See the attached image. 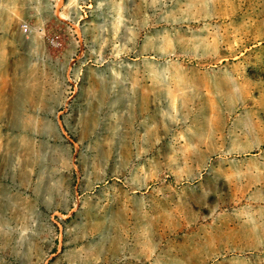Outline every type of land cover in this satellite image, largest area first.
I'll list each match as a JSON object with an SVG mask.
<instances>
[{
	"label": "rangeland",
	"instance_id": "374dc122",
	"mask_svg": "<svg viewBox=\"0 0 264 264\" xmlns=\"http://www.w3.org/2000/svg\"><path fill=\"white\" fill-rule=\"evenodd\" d=\"M0 264H264V0H0Z\"/></svg>",
	"mask_w": 264,
	"mask_h": 264
},
{
	"label": "built area",
	"instance_id": "2783aa9c",
	"mask_svg": "<svg viewBox=\"0 0 264 264\" xmlns=\"http://www.w3.org/2000/svg\"><path fill=\"white\" fill-rule=\"evenodd\" d=\"M23 28H24V30H26V26H24Z\"/></svg>",
	"mask_w": 264,
	"mask_h": 264
}]
</instances>
